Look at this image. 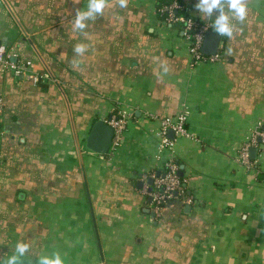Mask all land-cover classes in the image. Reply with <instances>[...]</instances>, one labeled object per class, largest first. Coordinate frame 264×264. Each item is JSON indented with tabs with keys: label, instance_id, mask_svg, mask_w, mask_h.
Wrapping results in <instances>:
<instances>
[{
	"label": "crops",
	"instance_id": "0c3cea01",
	"mask_svg": "<svg viewBox=\"0 0 264 264\" xmlns=\"http://www.w3.org/2000/svg\"><path fill=\"white\" fill-rule=\"evenodd\" d=\"M171 2L211 24L196 0H107L83 31L72 20L87 0H0V45L48 77L0 66V258L29 241L31 264L53 251L66 264H264V146L249 147L251 169L239 161L264 135V0L220 37L221 61L195 66L156 12ZM183 107L187 134L160 150L159 121ZM114 112L128 118L119 150H86ZM168 160L184 193L156 215L147 182Z\"/></svg>",
	"mask_w": 264,
	"mask_h": 264
},
{
	"label": "built area",
	"instance_id": "2783aa9c",
	"mask_svg": "<svg viewBox=\"0 0 264 264\" xmlns=\"http://www.w3.org/2000/svg\"><path fill=\"white\" fill-rule=\"evenodd\" d=\"M159 17L167 24L180 26L183 36L188 43V52L191 58V65H211L221 61L222 57L219 52L215 55L207 56L202 54V42L204 34L208 31L210 24H198L193 19L187 17L181 5L176 2L158 6L156 10ZM0 66L3 71L11 73L14 77H25L34 85L48 80L46 75H37L32 72L30 63L19 64L12 61L11 53L4 46L0 45ZM3 108V101L0 98V112ZM187 110L185 107L173 118H164L159 121L160 128L156 133L160 144V150H170L172 142L167 137L168 132L172 131L175 136H185L187 134L185 125L187 123ZM112 128L113 135L111 140L110 151L114 154L121 147L123 135L128 124V118L119 112H114L108 118L103 120ZM251 144L244 146L239 155L240 163L247 169L252 168L249 160L248 150L251 146L258 148L264 146V135L257 133ZM258 138L259 143L256 142ZM152 189L148 193L151 200L153 212L159 214L161 208L169 201L183 195V182L178 176V166L168 160L162 167V174L151 175Z\"/></svg>",
	"mask_w": 264,
	"mask_h": 264
},
{
	"label": "clouds",
	"instance_id": "9594fccd",
	"mask_svg": "<svg viewBox=\"0 0 264 264\" xmlns=\"http://www.w3.org/2000/svg\"><path fill=\"white\" fill-rule=\"evenodd\" d=\"M107 0H87L85 9H78L72 20L73 28L83 31L86 21L102 16L106 8ZM126 6V0H120V7ZM196 13L211 20L207 30L217 37H228L231 39L236 29L233 21L243 22L248 15L247 0H196L193 5ZM215 13V15H214ZM85 45L78 44L74 47L76 54H83ZM30 247L29 241H17L14 249L7 259L0 258V264H31L30 258L25 254ZM22 258H24L22 260ZM66 256L58 251L51 254L43 253L36 258V264H66Z\"/></svg>",
	"mask_w": 264,
	"mask_h": 264
},
{
	"label": "water",
	"instance_id": "95a60500",
	"mask_svg": "<svg viewBox=\"0 0 264 264\" xmlns=\"http://www.w3.org/2000/svg\"><path fill=\"white\" fill-rule=\"evenodd\" d=\"M219 40L220 37L215 36L214 34L211 33L210 30H208L203 37L202 48H201L202 54L207 56L215 55L218 51ZM112 135H113V131L109 125H107L101 119L96 120L92 124L91 129L84 140L86 150L100 156L106 155L110 151ZM173 136H174L173 132L169 131L168 137L170 139H173ZM255 154H256V149H251L250 158L254 159ZM147 184L151 187L152 180L148 179ZM150 189L151 188H149V191Z\"/></svg>",
	"mask_w": 264,
	"mask_h": 264
}]
</instances>
